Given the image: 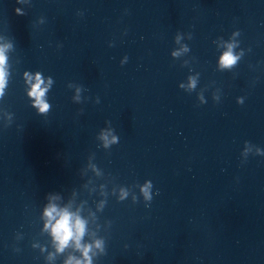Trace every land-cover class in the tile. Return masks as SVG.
Masks as SVG:
<instances>
[{
    "label": "clouds",
    "instance_id": "obj_1",
    "mask_svg": "<svg viewBox=\"0 0 264 264\" xmlns=\"http://www.w3.org/2000/svg\"><path fill=\"white\" fill-rule=\"evenodd\" d=\"M4 57L2 54V50H0V64L3 63ZM222 65L229 66L235 62V57L231 54V51L226 52L222 56ZM0 84H2V80H0ZM40 81L37 80V84L33 88L32 94L37 97V100L41 107H46L43 104V101L40 98L43 96V91L39 88ZM194 86V82H193ZM145 189V193H146ZM46 215L50 219H55L58 215L59 219H56L55 224L52 226V234L55 240L59 244L58 250H63V247L66 246L70 239H75L77 242V247H79V240L84 235L85 231V222L81 220L79 217H74V215L67 210H63L61 212H57L55 206L50 207L46 210ZM87 253V248H85V254ZM71 264V261L69 262ZM79 264V262H77Z\"/></svg>",
    "mask_w": 264,
    "mask_h": 264
}]
</instances>
